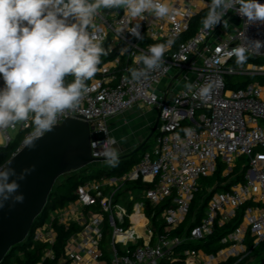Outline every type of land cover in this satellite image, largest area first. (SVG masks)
I'll list each match as a JSON object with an SVG mask.
<instances>
[{"label":"built area","instance_id":"obj_1","mask_svg":"<svg viewBox=\"0 0 264 264\" xmlns=\"http://www.w3.org/2000/svg\"><path fill=\"white\" fill-rule=\"evenodd\" d=\"M162 2L172 10L170 17L149 13L131 17L121 8L104 9L94 18L95 30L111 52L101 58L99 71L87 82L90 91L79 106L65 111L54 125L67 117L87 121L93 135L91 155L99 159L106 157L98 141L113 138L115 143L110 141L108 147L116 149L117 144L107 118L144 104L157 110L156 126L151 147L144 149L126 172L77 185L74 202L79 209L76 223L80 229L66 241L57 264L174 261L178 258L175 249L182 242L204 240L215 227L234 219L245 203L240 224L219 238L216 251L184 249L179 264H218L230 257L234 258L232 264H237L251 251L244 242L247 233L252 235L253 246H263V261L253 264H264V47L257 49L251 42H264V24H246V18L230 9L224 17L229 22L227 29L223 21L213 30H205L200 24L194 34L180 40L196 13L206 10L207 14L211 0ZM258 2L264 4V0ZM134 28L139 36L132 33ZM169 39L174 43L164 54V64L147 79L133 81L128 69L142 67L137 57L146 53L149 45ZM240 44L249 47V58L243 66H237L236 58L227 55ZM231 76L249 80L233 82ZM72 79L66 77L69 82ZM186 83L192 85L191 90L185 88ZM206 83H212L213 88L209 98L202 100L198 92ZM3 85L0 76V88ZM33 131L31 119L0 129V150L12 146L9 157L14 155L32 139ZM236 164L243 170L242 180L211 193L188 235L174 234L200 189V179L213 174L219 165L222 174H231ZM138 180L149 186L136 188L135 194L121 202L125 186ZM129 202L131 209L127 212ZM161 202L166 206L153 222V208ZM146 204L151 207L150 216ZM53 217L34 228L32 243L54 241ZM45 256L53 257L51 248ZM254 257L249 260L254 261ZM36 264H42L41 260Z\"/></svg>","mask_w":264,"mask_h":264},{"label":"clouds","instance_id":"obj_2","mask_svg":"<svg viewBox=\"0 0 264 264\" xmlns=\"http://www.w3.org/2000/svg\"><path fill=\"white\" fill-rule=\"evenodd\" d=\"M121 8L131 17L149 13L164 18L172 11L162 0H0V76L4 81L0 88V129L31 119L34 139L51 130L65 111L75 110L90 91L87 82L99 71L101 58L111 52V47L103 46L104 38L97 34L94 18L104 9ZM230 9L246 18V24H264V4L258 0H211L201 20L203 28L213 30L223 21L227 29L229 22L224 17ZM132 33L139 36L135 28ZM251 42L257 49L264 47L262 41ZM173 43L169 39L149 45L147 52L137 57L142 67L128 69L131 79H147L159 69ZM248 52L249 47L240 44L227 55L236 58L237 66H243ZM68 76L73 78L70 82ZM184 86L192 88L189 83ZM212 88V83L201 86L199 97L209 98ZM110 141L115 143L113 138H106L97 144L104 146L107 163L115 166L119 155L108 147ZM27 171L17 174L10 167L0 169V207L8 200L23 202L19 181Z\"/></svg>","mask_w":264,"mask_h":264},{"label":"trees","instance_id":"obj_3","mask_svg":"<svg viewBox=\"0 0 264 264\" xmlns=\"http://www.w3.org/2000/svg\"><path fill=\"white\" fill-rule=\"evenodd\" d=\"M206 16V10H201L196 13L189 22L187 31L182 34L179 39H184L187 36H190L195 33L199 25L201 24L202 18ZM251 79V78H250ZM237 87V85L233 86ZM147 141L142 145V147L136 152H128L127 154L121 155L118 159V163L115 166H110L108 163H94L92 165H87L80 169L66 173V177L63 181L54 184L51 188L45 207L43 210L35 217L33 220L32 226L27 237L21 243L14 245L9 250V255L4 258L0 264H36L41 260L42 264H57L63 257V249L68 238L77 232L80 229V225L76 222H70L68 224H63L58 222L56 217L51 219V224L55 233V238L52 243L49 242H31V234L37 226L41 225L46 221L47 213L49 210L56 208H63L68 202L75 201L74 190L77 185L82 183L84 180L97 178L100 176H119L126 172L132 165H134L140 158L141 152L144 150ZM12 146H9L5 149L0 150V165L8 160ZM221 165L218 166L217 170L209 175L202 177L200 179V189L194 195L193 200L191 201L187 215L185 219L180 223V225L173 231L174 234H184L188 235L189 229L196 224L205 207L207 199L210 197L213 191L219 189H228V187L242 180L241 173L243 170H240L238 164L233 169V173L222 174ZM149 185L143 184L140 180L127 184L125 190L132 188H141L148 187ZM247 203L243 204L234 219L229 223L224 224L220 227H215L213 233L201 241H188L185 240L178 247H176V258L174 261H161L159 264H179L183 260V255L181 252L184 249L193 248L199 249L203 252H214L210 247L213 243L218 242L219 238L228 232L232 231L237 227L241 222V215L244 207ZM166 206L165 202H161L156 205L154 209V217H151V220L154 222L155 217L159 215L162 209ZM131 209V203L127 205V212ZM146 214L150 216L151 207L146 204L145 207ZM125 225H127V219H125ZM244 242L247 246V250L251 251L237 264H253L260 263L263 261L262 252L263 246L257 247L253 246L252 235L247 233L244 239ZM51 248L53 251V257L49 258L45 256V251ZM18 253V254H17ZM254 261H250V257H254ZM234 258L230 257L224 262L218 264H232Z\"/></svg>","mask_w":264,"mask_h":264},{"label":"water","instance_id":"obj_4","mask_svg":"<svg viewBox=\"0 0 264 264\" xmlns=\"http://www.w3.org/2000/svg\"><path fill=\"white\" fill-rule=\"evenodd\" d=\"M238 23L237 19H232ZM156 126L154 123L150 135ZM93 135L87 121L64 118L43 135L32 138L12 156L1 169L12 168L17 174L28 170L19 181L22 203L8 200L0 207V263L9 250L27 237L35 217L43 210L56 179L66 173L92 165L106 158L91 155L90 138ZM143 144L131 152L138 151ZM120 157V156H119Z\"/></svg>","mask_w":264,"mask_h":264},{"label":"crops","instance_id":"obj_5","mask_svg":"<svg viewBox=\"0 0 264 264\" xmlns=\"http://www.w3.org/2000/svg\"><path fill=\"white\" fill-rule=\"evenodd\" d=\"M143 108H146L144 104H136L121 114L107 118V127L117 140L116 150L119 156L131 152L151 137L150 132L157 119V110L150 106V109L143 113L141 112ZM143 129L150 131L149 134L147 132L144 134ZM49 213V219L56 216L57 220L63 224L80 220L79 209L74 201Z\"/></svg>","mask_w":264,"mask_h":264},{"label":"rangeland","instance_id":"obj_6","mask_svg":"<svg viewBox=\"0 0 264 264\" xmlns=\"http://www.w3.org/2000/svg\"><path fill=\"white\" fill-rule=\"evenodd\" d=\"M229 79H230L231 81H233V82H234V81H235V82H246V81L249 80L246 76H231V77H229ZM182 84H183V83H182ZM145 107H146V108H143V109L141 110V112L145 113L146 110L150 109V106H148V105H145ZM142 132H143L144 134H146V132H147V134H149L150 131H148V130L146 131V129H143ZM151 145H152V138L150 137V138L147 140V143H146L144 149H146V148H150ZM66 175H67V174H63V175L59 176V177L56 179V181H55L54 184H57L58 182L63 181V180L65 179ZM136 192H137V189H136V188L127 189L126 191H124V192L121 193L120 201L122 202V201H124V200H127V199H128V196H129L130 194H135ZM69 203H70V202H68L67 204H69ZM67 204H66V205H67ZM66 205H65V206H66ZM56 209H58V208H56ZM56 209H55V210H56ZM50 211H52V210H49L48 213H49ZM48 213H47L46 221H48V219H49ZM49 214H50V213H49ZM218 247H219V243H218V242H215V243H213V244L211 245L210 248H211L212 250H215V249H217ZM17 254H18V253H17ZM254 258H255V257H254Z\"/></svg>","mask_w":264,"mask_h":264}]
</instances>
